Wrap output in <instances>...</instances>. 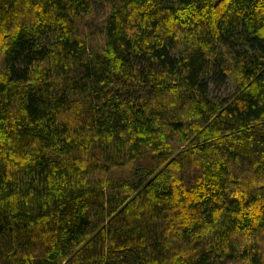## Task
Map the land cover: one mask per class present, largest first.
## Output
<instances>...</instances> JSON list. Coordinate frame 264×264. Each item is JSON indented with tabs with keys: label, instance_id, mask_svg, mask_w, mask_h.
<instances>
[{
	"label": "trees",
	"instance_id": "obj_1",
	"mask_svg": "<svg viewBox=\"0 0 264 264\" xmlns=\"http://www.w3.org/2000/svg\"><path fill=\"white\" fill-rule=\"evenodd\" d=\"M0 264H264V0H0Z\"/></svg>",
	"mask_w": 264,
	"mask_h": 264
},
{
	"label": "rangeland",
	"instance_id": "obj_2",
	"mask_svg": "<svg viewBox=\"0 0 264 264\" xmlns=\"http://www.w3.org/2000/svg\"><path fill=\"white\" fill-rule=\"evenodd\" d=\"M231 92L232 83L229 82L226 85L214 87L213 90H211V95L215 98H226L231 94Z\"/></svg>",
	"mask_w": 264,
	"mask_h": 264
}]
</instances>
